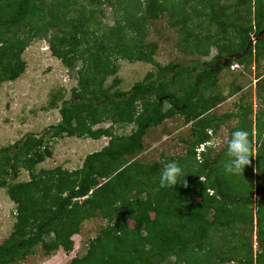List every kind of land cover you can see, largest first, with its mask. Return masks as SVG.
Here are the masks:
<instances>
[{
    "label": "trees",
    "instance_id": "1",
    "mask_svg": "<svg viewBox=\"0 0 264 264\" xmlns=\"http://www.w3.org/2000/svg\"><path fill=\"white\" fill-rule=\"evenodd\" d=\"M193 1L135 0L140 15L133 19L126 14L124 24L101 32L92 27V13L74 11L71 0H0V84L24 72L22 53L38 37L47 38L52 54L78 77L71 100L61 101L60 95L51 100L61 115L57 126L0 147V188L17 203L14 230L0 244V264L23 258L40 244L48 253L61 248L70 252L82 223L100 215L107 224L89 242L87 253L68 264H160L171 258L179 264H264V107L255 119L248 105H239L242 112L214 115L212 110L225 97L207 94L233 61L245 63L264 55V34L253 42L264 32V0H240L237 6L245 14L234 21L219 0L189 6ZM163 14L180 26L181 48L208 56L218 45L220 52L201 66L157 64L158 71L147 73L130 90L111 91L105 82L117 73L116 58L156 65L158 44L142 36L147 18ZM206 16L221 28L216 35L196 31L194 21ZM52 29L58 30L50 34ZM224 57L229 60L219 62ZM260 92L264 102V86ZM177 114L191 123L187 155L150 163L130 159L143 151L150 127ZM233 116L242 119L230 137L235 130H245L251 146V162L239 175L224 172L227 146L212 154L208 143L213 136L209 131L216 133ZM110 119L137 127L128 135L115 133L111 126L94 129ZM49 132L55 138L105 135L110 141L87 155L79 169H37L52 156ZM169 162H176L182 175L177 185L161 188L159 176ZM22 168L30 174L28 181L16 180Z\"/></svg>",
    "mask_w": 264,
    "mask_h": 264
},
{
    "label": "rangeland",
    "instance_id": "2",
    "mask_svg": "<svg viewBox=\"0 0 264 264\" xmlns=\"http://www.w3.org/2000/svg\"><path fill=\"white\" fill-rule=\"evenodd\" d=\"M71 1L74 11L85 9L87 15L92 13V27L101 30V32L108 31V27L120 22L124 24L127 19L125 18L127 17L126 14H130L129 18L133 19L140 15L136 14L135 0ZM140 1L146 3L148 0ZM172 1L181 2L182 0ZM239 1L219 0L221 4L227 7L226 11L232 21L236 18L242 19V15L245 14L242 8L237 6ZM206 3L207 0H194L189 6L202 7ZM253 6L251 18L254 22L256 18L255 3ZM141 14L146 16L144 11H141ZM236 23L240 25L239 20ZM193 25L196 27V31L202 35H216L221 30L217 23L209 20L208 16L196 18ZM57 30L52 29L50 34ZM126 31H130V29ZM263 34L264 32L262 35H258L259 37L254 36L253 42L263 37ZM181 35L180 26L171 24L167 15L147 18L145 33L142 37L148 42L158 44L154 56L156 65L150 62L118 57L116 58L117 73L108 77L105 86L109 87L111 91H128L135 83L143 81L147 73L158 71L159 66L157 64L161 66L170 63L180 66L198 64L201 66L211 61L220 52L218 45H213L208 56L191 53L187 49L181 48ZM231 37L234 39L233 32ZM128 38L129 40L132 39L133 35L129 34ZM245 54L247 55V53ZM22 60L26 63L24 72L16 79L0 84V147L12 145L28 134L41 135L47 129L57 126L61 120V115L57 107L51 106V100L55 95H60L61 101L63 98L69 101L72 99L73 89L77 87L78 77L76 73L68 70L63 62L52 54L47 38L33 39L23 51ZM225 60H229L228 57L220 59L219 62L225 63ZM232 65L239 66L233 69ZM199 71L197 70L196 73ZM114 78L117 79L118 83H113ZM263 86L264 55L259 59L255 56L249 57L245 63L233 61L229 67L224 68L218 74V82L215 88L207 92V94L210 92L219 93L225 97L224 101L220 102L211 114L238 113L242 112L241 105H248L253 109L250 116L255 119L258 111L264 107L260 92V88ZM174 88L176 89L177 86ZM61 101H59V106ZM165 106L169 107L170 103L166 102ZM241 119L242 116H233L221 124L216 133H212L213 136L210 139V144L214 148L212 154H217L226 148L232 128ZM110 126L114 127L115 133L127 135L137 127L136 124H115L110 119L94 126V129ZM190 132L191 123H187L183 115L177 114L170 117L161 124L148 129L143 138V151L134 157H130V159L150 163L161 161L168 156L187 155V141L190 139ZM211 132L212 130H210ZM50 134L49 132L47 135V142L50 145L49 149L52 156L39 163L37 169L51 170L56 167H62L69 171L79 169L83 166L87 155L102 150L110 141V137L105 135L99 139H92L76 136L55 138ZM255 134H253L251 141L254 140L256 148L259 143ZM254 152L256 153L255 149ZM29 178V172L22 168L16 180L28 181ZM257 200L253 203L255 207ZM16 208L17 203L10 198L7 189L0 188V244L8 239L14 230ZM106 224V219L101 215L84 221L79 233L73 236L74 248L70 252L61 248L48 253L40 244L35 246L30 254L18 258L11 264H68L74 257L83 256L87 253L89 242L98 235ZM251 236L254 249H260L256 231H253ZM160 264L179 263L176 262L175 258H171L168 262Z\"/></svg>",
    "mask_w": 264,
    "mask_h": 264
},
{
    "label": "clouds",
    "instance_id": "3",
    "mask_svg": "<svg viewBox=\"0 0 264 264\" xmlns=\"http://www.w3.org/2000/svg\"><path fill=\"white\" fill-rule=\"evenodd\" d=\"M250 156L251 146L248 132L245 130L233 131L230 139L227 141V160L223 165L224 172L229 175H239L245 166L250 164ZM181 175L182 170L176 162L167 163L159 176L160 187L165 188L177 185Z\"/></svg>",
    "mask_w": 264,
    "mask_h": 264
},
{
    "label": "built area",
    "instance_id": "4",
    "mask_svg": "<svg viewBox=\"0 0 264 264\" xmlns=\"http://www.w3.org/2000/svg\"><path fill=\"white\" fill-rule=\"evenodd\" d=\"M236 66H238V65H234V66H232V68H235ZM204 147H205V145H201V148H200V150H203V149H204Z\"/></svg>",
    "mask_w": 264,
    "mask_h": 264
},
{
    "label": "flooded vegetation",
    "instance_id": "5",
    "mask_svg": "<svg viewBox=\"0 0 264 264\" xmlns=\"http://www.w3.org/2000/svg\"><path fill=\"white\" fill-rule=\"evenodd\" d=\"M218 64L216 63V66H217Z\"/></svg>",
    "mask_w": 264,
    "mask_h": 264
}]
</instances>
